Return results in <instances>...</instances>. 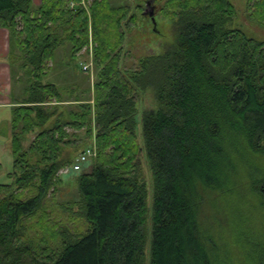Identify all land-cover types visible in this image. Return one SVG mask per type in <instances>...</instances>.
<instances>
[{"label": "trees", "instance_id": "trees-1", "mask_svg": "<svg viewBox=\"0 0 264 264\" xmlns=\"http://www.w3.org/2000/svg\"><path fill=\"white\" fill-rule=\"evenodd\" d=\"M245 1L264 25V0ZM145 4L0 0L22 101L11 183L0 182V264H264V41L235 27L231 0H168L174 44L129 66ZM91 35L92 96L66 97L45 80L60 51L88 55ZM147 90L156 109L138 142ZM82 131L95 132L97 157L77 177L78 232L55 215L53 188Z\"/></svg>", "mask_w": 264, "mask_h": 264}, {"label": "rangeland", "instance_id": "rangeland-1", "mask_svg": "<svg viewBox=\"0 0 264 264\" xmlns=\"http://www.w3.org/2000/svg\"><path fill=\"white\" fill-rule=\"evenodd\" d=\"M40 0H35L38 4ZM117 3L123 2V0H115ZM147 2L152 0H146ZM156 0H153L149 6L145 4V11L147 14L141 17V21L138 26L134 29L133 33L128 38L127 49L130 50L131 55L126 59V64L132 66L136 63L141 57L149 55H158L162 54L168 46H171L175 42V29L173 23L170 22L162 11L167 7L168 0L158 1L156 5L154 4ZM237 10V18L235 19V27L242 29L250 37L264 41V25L260 24L257 19L248 18L247 13V4L245 0H231ZM154 12V17L156 21V26L153 24V21L148 12ZM166 12V11H164ZM251 14V13H250ZM156 29V30H155ZM92 43V54L95 48L94 38L92 35L89 37V51L90 44ZM87 48L83 50L81 57H78L76 60L72 61L69 57L68 50L60 51L59 53V65L55 69L56 72L51 73L45 80L46 83H55L61 89L63 94L66 97L76 96L83 99H89L92 96V88L95 82L96 69L93 65L92 72L85 73L82 70V64L87 61ZM91 53V52H90ZM132 56V58H131ZM131 58V59H130ZM94 60V55H92ZM89 78V79H88ZM20 85H15L17 89V98H21V95L18 94ZM90 92V93H89ZM139 103L137 105V135L138 142H141V116L142 113L150 110L156 109V103L154 100L153 93L151 90H147L139 96ZM5 130L6 126H2ZM84 131L78 133L80 134L81 141L76 147H72L70 150H65V154L68 153V157L72 160L71 165H74L77 161L78 156L86 148L93 146L95 141V132H93L92 138L88 141L85 139ZM11 133V130H10ZM32 135L28 137L25 142V146L28 147ZM97 157L90 159L88 162L84 163L81 167V170L78 172L70 171L68 174H60V171L57 174L58 183L56 188H53L55 194L54 201L58 203L53 207L55 215L58 219L63 222L64 225L69 227L71 230L78 231L84 228V221L77 214V208L74 207L73 202L79 198L78 195V184L77 177L83 172H89L92 169V160ZM11 160L8 162L7 159L4 160L3 164H0V182L3 184H10L11 179H9L8 174L13 171V156L10 157ZM69 167V166H67ZM66 168V167H64ZM143 169H144V179L149 183L150 174L148 172L147 166L143 160ZM151 191V188L149 187ZM151 192H149L150 194ZM52 196V197H53ZM149 196V201H150ZM72 204L73 209L65 210L63 206Z\"/></svg>", "mask_w": 264, "mask_h": 264}, {"label": "crops", "instance_id": "crops-1", "mask_svg": "<svg viewBox=\"0 0 264 264\" xmlns=\"http://www.w3.org/2000/svg\"><path fill=\"white\" fill-rule=\"evenodd\" d=\"M40 1L38 4H40ZM35 4L38 5L36 2ZM11 65L9 32L4 28H0V164H3L5 159H7L8 162L11 160L10 157L12 153L9 137L12 109L15 104L22 102L17 101L19 98L16 97L17 89H15V79L12 75ZM52 65L51 63V66ZM57 67L58 66H56V68ZM53 72H56L57 75L56 70ZM4 125L6 126L5 130L2 127Z\"/></svg>", "mask_w": 264, "mask_h": 264}, {"label": "built area", "instance_id": "built-area-1", "mask_svg": "<svg viewBox=\"0 0 264 264\" xmlns=\"http://www.w3.org/2000/svg\"><path fill=\"white\" fill-rule=\"evenodd\" d=\"M90 52L87 55V61L84 62L82 64V70L85 73H89L92 72L93 70V65H94V61L92 59V43L90 44ZM97 154V148H96V144L94 141V145L90 146L88 148H86L85 150H83V152L78 156L77 161L74 165H71L69 167L63 168L60 171V174H68L70 171L73 172H78L81 170V167L84 163L88 162L90 159H92L93 157H95Z\"/></svg>", "mask_w": 264, "mask_h": 264}, {"label": "water", "instance_id": "water-1", "mask_svg": "<svg viewBox=\"0 0 264 264\" xmlns=\"http://www.w3.org/2000/svg\"><path fill=\"white\" fill-rule=\"evenodd\" d=\"M152 1H153V0H152ZM152 1L147 2V6H149V4H150ZM144 14L146 15V12H144ZM154 14H155L154 12H151V13H150V16H151V18H152L153 24L156 26V21H155Z\"/></svg>", "mask_w": 264, "mask_h": 264}, {"label": "flooded vegetation", "instance_id": "flooded-vegetation-1", "mask_svg": "<svg viewBox=\"0 0 264 264\" xmlns=\"http://www.w3.org/2000/svg\"><path fill=\"white\" fill-rule=\"evenodd\" d=\"M151 13V11L150 12H148V14H150ZM147 14V13H146ZM145 15V14H144ZM151 17V16H150ZM152 19V18H151Z\"/></svg>", "mask_w": 264, "mask_h": 264}]
</instances>
